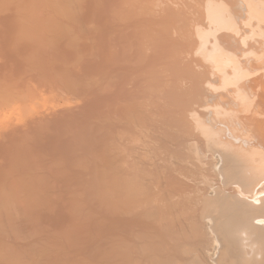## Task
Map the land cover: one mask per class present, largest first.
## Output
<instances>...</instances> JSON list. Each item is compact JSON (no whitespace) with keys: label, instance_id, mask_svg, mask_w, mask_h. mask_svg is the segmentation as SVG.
<instances>
[{"label":"bare ground","instance_id":"bare-ground-1","mask_svg":"<svg viewBox=\"0 0 264 264\" xmlns=\"http://www.w3.org/2000/svg\"><path fill=\"white\" fill-rule=\"evenodd\" d=\"M4 1L5 0H3L1 2L3 3ZM11 1H13V0H11ZM27 1L25 0V2H26L25 3L24 0L23 1L21 0V3L23 2L22 4L24 7L22 6L21 3H19L20 2L19 0H18V2H16V0H15L14 3H16V4L10 2L11 3L10 5L13 4L11 7L15 6V8H16V6L18 5L16 8V10L18 12H15V14L20 12L19 14H16L15 15L16 17H14V18L16 20L21 19L22 22L24 20H27L26 22H23L22 23L23 25L21 26L23 36L25 34H28V32L31 31L32 29H33L32 32L33 31L37 32L35 30V28H33V26L35 27L37 25V23H36L37 21L36 22H32V21H34V19L39 20L38 18L41 19L40 16H42V14L39 15V13H41V12L37 11L35 13L34 11H36V9H38L37 7L41 6L42 2H44L46 0H43V1L41 0L42 2L39 0L41 2L40 5H38L36 2V4H34V6L37 5V7H35L36 9L33 7V5H32V7L30 6L31 8H34L35 10L30 9L29 6H27L28 3L30 5L31 0L28 1V3H27ZM54 1L55 0H53V3H54ZM65 1H66V3H64ZM32 2H34V1H32ZM46 2H44V3H46ZM77 2L81 3L80 1H77ZM77 2L73 3V0H70V1L69 0H62V1L58 2V4H56V1H55V4L58 6L56 8V10L59 9L58 11H60L61 14L63 15L64 12H62V10L65 9V14H66L67 20H68V18H70L74 22H77L76 20L80 19V18L77 17V14H75V16H74L73 11H75V9L77 10L78 6H77V8H74V10L73 9L69 10L72 5H74V4L79 5ZM119 2H120V0H119ZM7 3H8V0L6 3H3V5L6 4V6H7V7L5 6L6 7L5 9L8 8ZM47 3H50V4H48L50 6L52 1H49ZM62 3H63V5L61 6ZM135 3H137L139 6ZM143 3H145V4L147 3L145 5L144 9H142V6H141V5H143ZM149 3L152 5L151 7H149V5H148ZM24 4H26V6ZM59 4H60L61 8H60ZM66 4H68L69 7ZM165 4L171 5V6H169L171 9L170 12L171 13L173 12L172 13L173 19H171V17H168L165 19L169 20L172 27L174 26L173 28H175V31L173 30L174 33L172 31V33L169 35V39H168V40H170V43H168L169 46H167L169 48V50H168L169 56L168 57H170V63H171L170 65H172L170 71H172V72L170 74H167V72L166 73L164 72L165 75L167 74V76L164 75L163 71L160 72L161 63H162L161 62V60H162V45L161 44H163L162 43L163 39H164L163 34H165V33L161 34V32L159 31V30H161V27L159 28L161 23H159V22L161 21L162 17L159 16L157 19L155 14L154 15L152 14L153 17L150 20H147L148 16L146 15L147 11L145 10L147 5L149 7L148 9L155 10L157 8V5L160 7H163V5H165ZM65 5L68 7V9ZM177 5H181V6L187 5V6L194 7V8H195V6H197L198 9H200V10L202 9L201 11H203V9H206V13L203 12L202 14L207 15V17H206L207 21L205 24H207L206 26L212 27V29H207V28L205 29L204 26H202L203 23L201 24V26L203 27V29L209 30V31H207L208 33L202 32L203 30L200 27V25H199V27L201 29L198 27L196 28V26H198V24H200L201 21H205V20H201V17L196 16V15L191 16V17H193V18H191L189 13H187V14L192 19V21H190V23H191L190 26L193 25L192 26L193 29H189L192 27H189L187 25L186 26L188 28L185 25H181L183 22V20L180 19L182 12L181 13L176 12L177 7L175 8V6H177ZM0 6H2V5H0ZM43 6H42V8L45 9V7H43ZM45 6H47V5H45ZM63 6H65V8ZM135 6H136V8H135ZM260 6H261L260 0L259 1L258 0H246L245 2L244 1L240 2L239 9H242L244 7L247 8V13H246V15L245 14L244 15L247 18V24L248 25H250L251 21H253L255 19H256L255 22L260 20L262 22V24H264V16L261 15ZM73 7H76V6H73ZM137 7H139V8H137ZM42 8H41V10H42ZM121 8L122 9H121L119 14L115 13V14H118L117 15L118 17H116L118 19V22H116V24L114 25L115 30L116 29H118V30L123 29V25H125L126 22L142 23V24H144V26H146V28L149 27V29L147 28L148 31H146V29L144 28L146 32H144L143 35L141 36V38L139 39V45H141L143 48H145L144 46L150 47L148 49V51H150L151 54H149V56L147 55L148 57L145 55V57H147V59L144 58V60L140 61L138 63V65L140 66V69H141V67L144 68V66H146L147 64H150L151 68L148 69L147 71H145V73H146L145 75H143V73H144L143 71H142L143 73L141 72L144 79L142 78L143 80L140 82V84L143 85L142 89H140V91L142 93L144 92V94H143L144 97L142 99H139V97H137V95L135 93V95H132L129 99H126L125 102L119 101L121 103H118V104H121L120 110L126 116L125 119L127 120L126 124H127L128 132L127 133L126 132L120 133L118 131L117 133H114V131H115L114 130L113 132L110 131V134H108L109 129H108V132L106 130L107 133L104 131L106 133V135H110V137L108 136V141H106L108 144V147H107L108 150L106 151L107 153L105 152L106 156H105L104 163L101 164V162L98 160L100 162V163L98 162V165L99 164L101 165L100 167L102 168V170H101V168L98 169L99 166L97 165L96 169H98V170H96V173H97V171H99V172L101 171L102 179L99 180L100 182L104 181L105 179L107 181H110V182H107L105 180V183H103V182L101 184L98 183L99 186H97V183L95 185V182H96V178H95L94 185L96 187H99V189L101 186H103L101 188V190L103 189L102 192H105V193L108 192L106 195H104L105 193H101V195H104V196L109 195V196H107V197L102 196L104 198H101V197L97 198L100 200V202L101 201L103 202V200L105 198L106 199L108 198L107 199L108 203L107 202L106 203L104 202L105 204L103 203L105 205V209L103 207L104 205L101 204L100 207L103 210L101 209L102 212L100 210L98 212L99 204L96 205V206H98L96 208L91 206L92 207L91 209H93L92 211L94 212V210H95L97 213V214L94 213L95 215H92L93 213H92V211L90 212V210H89L90 207L88 206V204L85 203L86 208L87 209L89 208V209L84 210L85 208L83 207L84 211H82V210H80L81 207L80 208L78 207V205H81V203L79 204V202H82L81 200L79 201L75 198H74L75 200L72 199L75 202L79 201L78 203L76 202L77 205L73 203L74 206L71 204L72 200H70V204L72 207H75V206L78 207L77 209L76 208H74V209L70 208L71 212L74 210L75 211L79 210L80 212L82 211L81 214L78 211L77 212L74 211V213H76L77 215H79V214L80 215H82V214L90 215L92 213L90 216L86 215L87 216L86 220H85V217H82V220H83L82 223L84 224V227H83L84 229L82 227H78L79 224L73 225V226L78 227L77 229H82L83 231L85 230L84 232L86 233V235L84 234V236L81 240L82 242L79 239L81 244L79 243L80 245H78V246L80 249L78 248V246L77 247L75 246V247L78 248V250H81V252L82 251L84 252V251H86L85 250L86 247L87 248L89 247L90 242H92L96 239L99 240L100 241V249H99L100 255H98L97 257H100V258L98 259V264H188V263L192 264L193 262H194L193 264H214V262L212 260L210 261V259H209V258L212 259L213 256H215L214 258L216 259V260H214V258H213V260L215 261V264H264V217L262 216L264 214V75H262V76L258 75L259 77H256V79H254V81L252 80L253 83L249 87L255 90L256 97H255V99H251L247 95L246 90H244L241 86L242 83L240 82L241 79H239V76L242 74V72L240 71L239 61L233 60L232 66H229V65L227 66V69L230 68L232 73H233V70H235L234 76H236V77H235V79H232L234 81V83L232 81V83H233L232 87L235 88L234 89L235 97L234 96L233 97L237 98V99L231 100V101H230V99L227 100L228 99L227 96L231 94V93L229 94L228 92H230V91H228L225 93V95H227L226 96L227 98H226V100L224 99V105L225 106L229 105L230 107L235 106L236 108L234 110L237 109L238 111L221 112L222 111V109H221L220 115L227 116L230 119L228 122L229 125L226 123L224 125H228V126H230V124L233 125V127L231 126L232 128H230V129L228 128V131H231V134L229 133L227 140L229 141V139H230L231 141H233L234 144L235 143L239 144L244 150L240 149V148L237 149L234 146L229 145V144H227L226 146H223L219 141H217L218 143L216 142V144H215V141H213L212 142L213 146H212L209 144L210 138L207 139V141H208L207 146L208 147H205V145L199 146L201 144L198 143L199 145L197 144L196 147H198V146L199 147L196 148L195 144H194L195 141H199L202 139V135H206V137H208L209 133H210V132H208L209 130L207 131L206 129H200V128H206L200 124V121L203 122L201 119V117L203 115L200 114V116H201L200 120L197 119L198 118L197 116L199 113V111H198L199 109L197 110V107L198 106L200 107L202 105L201 104L202 102H200L201 105L198 102L199 100L201 101V97H200V99L198 98L199 94H200L199 91L201 90V88H204L203 85L205 84L206 80L208 79V78L205 79L206 78L205 76L201 77V75H202L203 71H204V73L205 72L208 73L207 70H209V69H210V72H212L213 70H216V69L220 71L221 67L223 68V66H224L223 61L221 64H219L220 61L218 62L216 60L217 59V57H216L217 53L212 54L213 52H212L211 48L215 47V49H216V46L214 44H216L218 41L215 42L214 44L208 43L209 39H210L209 37L213 36L214 34L216 35L215 32L218 31L217 29L225 28L227 30L237 32V28L234 27L235 26V23L233 21V19H234L233 15L234 14H232V11L236 8L235 0H193L192 5H190L189 0H174V1L173 0H124ZM178 8H180V6H178ZM184 8H187V7H184ZM5 9L2 8L1 13H2V10H4L3 12L6 13ZM27 9H28V11H25ZM12 10H14V9H12ZM31 10L33 11V14L36 16L30 17L32 14L30 13V15H29L28 13ZM151 10H148V11H151ZM160 10H162V9H160ZM164 10H167V9L164 8ZM164 10H163V12H164ZM200 10H198V11H200ZM44 11L42 10V12H44ZM48 11H46V12L48 13ZM51 12L53 14L54 11H51ZM118 12H119V10H118ZM167 12H168V10H167ZM245 12H246V10H245ZM11 13H13V12H11ZM25 13H26V16H24ZM76 13H79V12L76 11ZM194 13L195 12H193V14ZM61 14L60 15L57 14V15L62 17ZM65 14H64V16H65ZM156 14H158V13H156ZM190 14H192V12H190ZM22 15H23L24 20L22 19ZM43 15H44V13H43ZM37 16H39V17L37 18ZM53 16H54V14H53ZM58 16H56V17H58ZM165 16H167V15H165ZM28 17H30V18H28ZM56 17L55 18L53 17L54 18L53 20H55ZM48 18H46V17L44 18V19H47V20H45V23L48 20H49L48 22L51 21ZM58 18H60V17H58ZM58 18H57V20H58ZM202 19H205V18H202ZM65 20H66V18H65ZM186 20H187V18H186ZM21 21H20V24H21ZM41 21H43V20H41ZM78 21H80V20H78ZM18 23H17V26L19 25ZM34 23H36V24H34ZM45 23L41 22V24H45ZM57 23L60 24L59 20L57 21ZM164 23L165 22H163V24ZM32 24H34V25H32ZM187 24H189V23H187ZM258 24H259V22H258ZM46 25L49 28L48 30H50V28L52 29V27H54L57 24H55V25L51 24L49 26V24L47 23ZM46 25H44L45 27L43 25H41V26L39 25L41 29H39V30L37 29V30L39 31L38 34L41 33L40 37H42V34L44 32H49L47 30ZM259 25L257 26V29L254 26L253 33H252V35H250V42L255 43L254 44L255 49L259 50L260 48H262L264 50V47H263L264 44H262V43H264V40L261 43L256 41V39L258 38V34H256V32H259ZM19 26H18V28H19ZM30 26H32V27L30 28ZM60 26H62V25L57 26L58 29H55V27H54L55 30L52 29L51 31L58 32L61 29ZM181 26H185L186 28L183 30L180 28ZM36 28H38V26ZM42 28L43 29L46 28V31L43 30ZM62 28H63V26H62ZM163 28H164V25H163ZM144 29L142 31H144ZM41 30L43 33L41 32ZM64 30H65V27H64ZM152 30H154V31H152ZM180 30L183 31L182 34H187L188 36L187 35L186 36L181 35ZM162 31H164V29H162ZM32 32L29 33L30 36H33V34L35 33V32H33V33ZM60 32L54 33V34L58 35ZM54 34H51V35L56 36ZM176 34L177 35L180 34V36L178 35L175 38L174 36ZM133 35H135V34H133ZM193 35H195V36L197 35V37L199 38V41L202 40V43L198 42L196 44L195 41L193 40ZM181 36H182V38H181ZM28 37H29V35H28ZM33 37L39 38V36H37V35L33 36ZM44 37L47 38L48 40L45 39ZM48 37H50V35ZM48 37L43 36L42 38H43V40L45 39L46 41L53 40L52 37H50V38H48ZM214 38H215V36H214ZM29 39L30 38H28V40H25V41L29 42ZM31 39H32V37H31ZM35 39L38 42H43V40L40 38H39V40H42V41L37 40V38H35ZM35 39H34V42H36ZM212 41H214V39ZM38 42L35 44H38ZM207 43L209 45L212 44L213 47H211V45L209 46V48L211 47L210 50L212 53H210V50H209V54H206V52L208 53V51L203 50V49H205V48H203V46H202L203 49L200 47L201 44H204V47H205L207 45ZM30 44H31V40H30ZM32 44H33V42H32ZM42 44H45V43H40L37 45V47L39 45H42ZM43 46L44 45L40 46V49H43L44 48ZM163 46H164V44H163ZM193 46H196V49H193L194 48ZM207 46H206V48L209 49ZM16 49H17V51H19L18 50L19 48H16ZM136 49H138V48H136ZM215 49L213 50L214 52L218 51ZM192 50H195L196 52H199L201 50L200 52L204 53L203 58L205 56L212 58V60H210V62L208 61L209 58L207 59L205 57L206 59H203L205 62L204 65H207V67L204 66V68H207V70L204 69L203 66H201L202 65V64H200L201 62L197 63V60L200 57H198V59L195 60L194 55L191 56ZM41 51H43V50H41ZM124 53H126V52L123 51V54ZM219 53L220 52H218V54ZM223 53L221 55H224ZM192 54H193V52H192ZM198 56H200V55H198ZM126 57H128V56H124L123 58H126ZM138 59H140V58H138ZM166 59H167V63H168V58H166ZM117 60L113 56V64H112L113 66H115L117 63L124 65L123 61L125 59L123 61H119V60L117 61ZM194 60H195V62H194ZM145 61H147L146 62L147 64L145 63ZM224 62H225V59H224ZM130 63H132V61H130ZM44 67L47 68V65H44ZM208 67H210V68H208ZM167 68L168 67H166V69ZM202 68H203V71H202ZM122 69L123 68H120L119 69L120 72H118L114 76V79H113L114 81L122 79V76L124 74V71H122ZM168 70L169 69H167V70L164 69V71H168ZM44 71L45 72L44 73L42 72V73L46 74L47 71L46 70H44ZM222 71L223 70H221V72ZM218 72H216V73H218ZM225 72H226V69H225ZM241 76L243 77V74ZM62 78H64V76ZM70 78L71 77H69L68 79L70 81H72ZM135 78L133 80H136ZM231 78L232 77H230V79ZM63 80L64 79L59 78L58 83H59V81L61 82ZM65 80L67 81L66 83L70 82L69 80H67V77ZM227 81H229V80H227ZM131 82L133 83V81H131ZM64 83L65 82L63 81V84ZM66 83L64 85L62 84L61 88H60V86H61L60 83H59V85L55 84L53 86L57 85L60 88L59 90H61V89L63 90L64 89L63 86L66 87L69 85L68 87H66V89L69 88L70 90L64 89L69 94L71 92H73V93L76 92L78 87H79L78 91H80V92L78 93V91H77L76 93H74L70 97H73L74 95L75 96L79 95L82 97V95H83L82 93L84 92L83 90H80V88L83 89L82 86L80 87L78 85V87H77V85L75 86V84L73 83V85L71 87V84H72L71 82H70L71 84L68 83V85ZM124 84H126V82H124ZM207 84H210V83L208 82ZM49 85H48L49 88L52 89L49 92H52L56 87L51 86L52 84H49ZM126 85H128V84H126ZM132 85H130V86H132ZM130 86H128V88ZM205 86H207V85L205 84ZM76 87H77V89H76ZM113 87H115V86L113 85ZM134 87H136V86H134ZM49 88L47 90H49ZM231 88H229V89H231ZM205 90H204V92H205ZM132 92H134V91H132ZM137 92H138V90H137ZM80 93L82 95H80ZM114 93H115V90H114ZM208 94H210V93H208ZM3 97L1 95V98H0V107L2 106L1 108H3V105H5V107H6L9 102L12 103V101L10 99L9 100H8V98L6 99L5 96H3ZM34 97L35 96L32 95V98L35 101L33 99L32 100L36 103L37 98L35 99ZM76 97H78V96H76ZM2 98H3V100H1ZM73 98H75V97H73ZM78 98L77 99L75 98V100H78ZM166 98H167V100H166V104H165L164 99H166ZM230 98H231V96H230ZM197 99H198V101H197ZM41 103H42V101L38 100V103H36V105L38 104L36 106L37 109L38 108L42 109L43 106ZM197 103L199 104L198 106H197ZM39 104H41V105H39ZM118 104H116V105H118ZM218 106H220V105H218ZM117 107H119V105ZM36 108H35V110H36ZM214 110H215V108H214ZM115 113H114V115H115ZM215 114L216 113L214 111L213 118L215 117ZM111 115H113V114L111 113ZM114 115H113V117H114ZM124 115H123V117H124ZM208 116H210V115H208ZM210 118H211V116H210ZM210 118L206 117L204 119H209L208 121L213 122ZM215 119L218 120L216 117H215ZM45 120H44V122L47 124V122ZM102 120H103L102 122H104L103 124H106V123L109 124V121H111V119L109 117H105V119L102 118ZM219 121L220 120H218V123H213L212 125L217 124V125L223 127L224 125L219 124ZM44 122L42 121V123H40V124L42 125ZM124 122H125V120H124ZM214 122H215V120H214ZM120 123H122V125L125 127L122 120L117 116L114 118L112 127H117L120 125ZM202 124H204V123H202ZM107 127L108 126H106L105 128H107ZM71 129L73 130V128H71ZM66 130L69 131V129H66ZM234 130L235 131L237 130L239 132V134L236 132H235L236 133L235 134ZM224 131H225V128H224ZM228 131H227V135H228ZM214 132L216 134H218L216 131H214ZM132 133H133V135H132ZM212 134L216 136V134H214L213 132H212ZM71 135H72V133H71ZM76 135H78V134H76ZM217 138H220V137H217ZM224 139H225V137H224ZM214 140H217V139L214 138ZM227 140H226V142H228ZM207 141H205L204 144H206ZM220 141H221V139H220ZM221 142H223V141H221ZM226 142H224V143H226ZM217 144H220L221 147H219ZM240 146H238V147H240ZM101 152L102 151H100V153ZM210 152H214V154H216V159L214 158L215 156H211L209 154ZM211 154H213V153H211ZM99 158L101 159V157H99ZM221 159L225 160L224 165L221 164ZM219 164H221V165H219ZM218 165H219V167H218ZM220 166H224V167L220 168ZM103 169L106 170V173H104V174H103V172H105V171H103ZM108 170L111 172L110 175H108L109 174ZM213 170H218L220 172V174H221L220 179H221V181L224 180V181H222V183L225 182L224 184H226V186L229 183H231V184L234 183L235 185L233 187L231 186V188H229L230 186L229 187L227 186L226 188H228V189H226V188L223 189L224 185L222 184L223 186L221 187V184H219V183H221L220 180L217 181L216 180L217 178H215L218 174V171H217V173H215L216 175L214 173H213L214 175L212 174L214 176V180L216 181V183H214L216 186H214V184H212L214 182V180L212 179L213 177L211 175ZM99 172L97 173L98 176H100ZM105 175H107V176H105ZM108 176H109V178H108ZM105 177H107V178H105ZM100 178L101 177H99L98 179H100ZM98 179H97V181H98ZM102 184H104V185H102ZM95 186H93V187L96 188ZM19 187H24V185L22 184V186L20 185ZM50 187L51 186H49V188ZM209 187H210V189H209ZM49 188H48V192H49ZM45 189H44V191H45L44 193L47 192V190H45ZM25 190H22L23 192H21L20 195L22 193L24 195H25V193H27L30 196V194L33 192V191L29 192V190H33V189H28V190L25 189ZM107 190H109V191H107ZM109 192H110L111 196H110ZM23 194L21 195V197L23 199L20 197V195H18L21 198L18 200H24V198H26V196H27V198L29 197L28 195H26L24 197ZM47 196H46V198H47ZM30 198L31 199H29V200L27 199L24 202L25 203L26 202L36 203V201H37V203L40 202V200L39 199L36 200L35 199L36 197H33L32 194H31ZM46 198H43V199H46ZM71 198H73V197H71ZM94 198L95 197H91V199H93V200H94ZM245 199H247V200L249 199L250 203H248ZM38 200H39V202H38ZM49 200L51 202L50 198H49ZM49 200L48 201H47V199L42 200V198H41V202L42 201L49 202ZM63 200H60L59 203L63 202ZM93 200H91V201L92 202L97 201L96 199L94 201ZM20 202H23V201H20ZM29 203H26L25 205H28ZM47 204H51L50 207L52 208V203H47ZM90 204L95 206L94 203L93 204L90 203ZM44 205H46V204H44ZM57 205H59V204H57ZM63 205L64 204L61 203L62 207H64ZM82 205H84L83 202H82ZM15 207H14V209H17V207L16 208ZM44 207L46 208V206H44ZM36 208H37L36 210L38 211V204L36 205ZM17 210H19V209H17ZM39 210H40V208H39ZM41 210H44V209L41 208ZM46 210H47V208L44 211L46 212ZM63 210H65V209H63ZM20 211L21 210L17 211V214H15V215H18L19 217H21L20 216V214H21L24 217L25 213L24 214L20 213ZM87 211H89L90 213ZM21 212H23V211H21ZM50 212H52V211H50ZM50 212H49V214H50ZM18 213H20V214H18ZM74 213H73V215L75 216L76 214H74ZM77 215H76V217L78 218ZM23 217H21V218H23ZM26 217H27V215L24 218H26ZM253 217H255V219L252 222ZM9 218H7L9 221H11L13 219L16 220V217H14V218L9 217ZM29 219H31V221L34 223L35 219L33 218L34 219V221H33L32 216ZM3 220H5V219H3ZM6 220H5V223L6 222L7 223L6 224L4 223V225L2 226L3 230H4L5 226H7V225H8L7 227H9V225L10 226L14 225V224L10 223L9 221H6ZM13 222L14 223L16 222V224H18V225H16L17 227L18 226L20 227V225H22V224H20L21 223L20 220L18 221V218H17V221L13 220ZM25 222H26V220L24 219V222H22V223H25ZM78 223H80V222H78ZM26 224L27 223H25V225ZM29 224L31 225V222L28 220V225ZM41 224L43 225L42 222H41ZM30 225L28 227H27V225L25 226L28 228L29 233L28 232H20L22 230L21 229V230H19L20 234L18 233V235H17L18 231L16 230L17 229L16 226L13 227L14 230L12 232H14L16 234L12 233L13 234L12 238L14 236L16 238H18L20 235H23V234L25 236L28 235L26 238H29V239H31L30 237L35 236V235L37 237H39L37 235V231H35L36 234L35 233L33 234L31 232L33 231V229L35 230L36 227H37L36 230L38 228H39L38 230H40V227H42V230H43V226L42 225L40 226L39 224H35V225L33 224L34 226L33 225L32 226L34 228H32ZM80 225H81V223H80ZM259 226H261V227H259ZM30 227L32 228V230ZM72 227H71V229L74 230L73 229L74 227L73 228ZM44 228H45V226H44ZM77 229L75 228V230H77ZM23 231H27V229H25ZM41 233H42V231H41ZM43 234H44V232L41 235H43ZM24 235L21 236L22 237V243L25 242L26 245L21 244L19 242L20 244L18 246V241L21 240V237H19V240L15 241L17 244L13 245V246H16V247L18 246L19 248L22 246L20 248V251L22 250V252H25L24 250H27L30 252L31 250H28V248L31 247V249H32V247L34 246L33 248H35L34 249L35 251H33V249H32L31 252H36L37 250H40L39 252L41 253L44 250L43 252L47 253V254L42 253V254H44V256H43L38 251H37V253L39 255L38 254L36 255V253H34V255H33V254H30L31 252L30 253L27 252V254H26L27 257H29V256L34 257V258H32L31 264L36 263V261L33 262V259L34 260H35V258L38 259L39 256L41 258L42 257L44 258L43 261L45 264H47V262L52 263V261H50L51 260V256H50L51 253H50V251H48L49 247L45 246L44 243L42 244V242L37 241L39 239H36V236H35L36 240L33 239L34 237L32 238V241L27 239L28 241H31L33 243L28 242ZM10 238H11V236L9 237V239ZM9 239H7V240H9ZM34 241H36V242L34 243ZM12 242H14V241H12ZM12 242L11 243L9 242V245L12 246ZM15 242H14V244H15ZM37 242H38V245L40 244V247H38ZM27 243L28 244L31 243V246H29ZM32 244H33V246H32ZM34 244L37 245V247ZM74 244L76 245L77 243L74 242ZM23 245H24V248H23ZM42 245H44V246H42ZM26 246L27 247L29 246V247L27 248ZM44 247H46V248L44 249ZM209 247H211V249H209ZM48 253H50V254H48ZM20 254H21V252H20ZM69 254L70 253H67L66 256H64L62 258L66 259V257L69 256ZM23 255H25V254L23 253ZM23 255L21 254V256H23ZM35 255L38 257H35ZM21 256L19 255L18 256L19 258H17V259L19 260L21 258L20 260H22L23 257H21ZM45 256H46V258H45ZM27 257L25 258V256H24L25 259H28ZM83 257L86 258V260L83 259L81 261L84 264L88 263V258L85 256H83ZM83 257H81V258H83ZM47 258L49 259V261H47L48 260ZM17 259L15 261H17ZM25 259L22 261H26ZM42 259L40 261L42 264H44ZM84 260H85V262H84ZM12 261H14V260H12ZM30 261H31V259H30ZM6 262H5V264H9L11 261L10 262L6 261ZM27 262H26V264H28ZM23 263H25V262H23ZM37 263L40 264V262H37ZM17 264H19V261Z\"/></svg>","mask_w":264,"mask_h":264},{"label":"rangeland","instance_id":"rangeland-1","mask_svg":"<svg viewBox=\"0 0 264 264\" xmlns=\"http://www.w3.org/2000/svg\"><path fill=\"white\" fill-rule=\"evenodd\" d=\"M1 1H3V0H0V5H2V6H0V13H1L2 8L5 9L7 7L6 4L3 5V3H6L7 0H5L3 3ZM19 1H20L19 3H21V0H19ZM28 1H30V0H28ZM28 1H27V3H28ZM32 1H34V2H32ZM40 1L39 0L38 1L37 0L36 1L31 0L32 3L30 2V5L28 3L27 6H29L30 9H34L35 7H37V5L34 6V4H36V2H37V4L40 5L43 0L41 2ZM46 1L47 2L52 1L51 5L49 6L48 4H50V3H47ZM46 1H44L46 3L42 2V4L44 3L43 4L44 6L41 4V6L37 7L38 9L35 8L36 11H34V12L36 13L37 11H39V12H41V13H39V15L42 14V16H40L41 19L38 18L39 16H37V18L39 20L34 19V21H32V22L37 21L36 22L37 25L35 27L33 26V28H35V30L37 32L33 31V32H35L33 34V36L37 35V36H39L40 39L43 40V38H42L43 36L48 37L50 35V37H52V39H53L51 41H46L45 39H47V38H45V37H44L45 39L43 40V42L36 41L35 38H37V40H39V38L38 37L34 38L33 36H30V34H29L32 32L33 29L31 31H29L28 34H25L24 36L22 35V30H21V28H22L21 26L23 25L22 23L26 22L27 20L23 19V15H22V19L24 20L23 22L21 21V19L16 20L14 18V17H16L15 16L16 14L20 13L19 12V13L15 14V12H18L16 10L18 5L16 6V8H15V6L11 7L13 4L10 5L11 4L10 2L14 3L15 0H13V1L8 0V3H9V4L7 3L8 8L5 9L6 13L3 12L4 10H2V13L0 14V98L2 95V97L5 96L6 99L8 98V100L10 99L12 101V103L9 102L8 103L9 105L7 104L6 107H5V105H3V108H1L2 106L0 107L1 108L0 109V264H5L6 261H9V262L11 261L9 264H15V263L17 264L18 261H19V264H26L27 261H28L27 262L28 264H31L32 258H34V257L29 256V255H28L29 257H27L26 254L29 251L24 250L26 253L22 252V250L20 251V248L22 246L20 248L18 247L20 243L26 245L25 242L22 243V237L21 236H23L24 234L19 236V237H21V240H19V237L16 238L15 236L14 237L16 239L14 237L12 238V235H13L12 233H14V232H12L14 230L13 227L18 225V224H16V222L14 223L13 220L17 221V218H18V221L20 220V222H21L20 224H22V225H20V227L24 226L23 228L16 226V228H17L16 230L18 231L17 235L19 233V230H21V229L22 230L20 232H28L27 227L30 225V224L28 225V220L31 222L30 226L32 228H34L33 226L35 224H39L41 226L42 225L41 222L43 223V225H42L43 230H42V227L39 226L40 230H38L39 228L36 230V228H37L36 227L35 230L33 229V231L31 233L34 234L35 231H37V235L40 238L42 237L40 239L39 237H37L35 235L36 239H39L37 241L42 242V244L44 243L45 246L49 247L48 251H50L51 254L50 253H48V254H50V256H51L50 261H52V263L47 262V264L48 263L49 264H82L83 262L81 260H83V259L86 260V258H84L83 256L88 258V263H85V264H98V259L100 257H97V256L100 255V253H99L100 241L96 239V240L90 242L89 247L88 248L86 247V249H85L86 251H84V252L82 251L83 252L82 253L81 250H78V248H79L78 245L81 244L80 241L82 240L84 234L86 235V233L84 232L85 230L83 231L82 229H77V228L78 227H82V228L84 227V224L82 223L83 222L82 217H85V220H86L87 216H90L92 213H93L92 215L97 214L95 210H94V212L92 211L93 210V209H91L92 207L96 208V207H98L96 205L99 204V209L97 208L98 212H99V210L102 212L103 209L100 206H101V204L104 205L107 202L108 198L107 199L105 198L103 200V202L102 201L100 202V200L97 199L98 197L104 198V197H107L109 195L104 196L108 192L107 193L102 192L103 189L101 190V188L103 186L100 185L101 186L100 189H99V187L95 186L96 183H97V186H99V184H101L102 182L105 183V180H106L105 179L104 181L100 182L99 180L102 179V174H101V171L100 172L97 171V173L98 172L100 173V176H98L96 173V170L101 168L100 167L101 165L100 164L98 165V162L100 161L101 164L104 163L105 156H106L105 152L108 150L107 149L108 144L106 142V141H108V136L110 137V135H106V133L108 132V129H109L108 134H110V131L113 132L114 130H115L114 133H117L118 131L120 133H122V132L127 133L128 132L127 124H126L127 120L125 119L126 116L120 110L121 104H118V103H121L123 101L125 102L126 99H129L132 95H135V93H136L137 97H139V99H142L144 97L143 96L144 92L142 93L140 91V89H142V86H143L140 84V82L144 79V77L142 76V73L144 72L143 75H145L146 74L145 71L150 69L151 66H150V64L146 63L147 61H145V63L147 65L144 66V68L141 67V69H140V66L138 65V63L140 61H143L144 58L147 59V57L151 53H150V51H148V49L150 47L144 46L145 48H143L141 45H139V39L141 38V36L143 35L144 32L148 31L149 27H147L148 28L147 29L146 26H144V24H142V23L126 22V24L123 25V29H121V30L116 29L115 30L114 25L116 24V22H118V19L116 17H118L117 15L120 13V11L122 9L121 7H122L124 0H120V2H119V0H77V1H80L81 3H78L76 0H73V3L77 2L79 5L74 4L71 6L68 3L71 6V8L69 10H71V9L74 10V8H77V6H78L77 10L75 9V11H73L74 16H75V14H77V17L80 18V19L76 20L77 22H74L70 18H68V20H67V17L65 14V9L62 8L63 9L62 12H64L63 15L61 14L60 11H58L59 9L56 10V8L58 7L56 4H58V2H60L62 0H59V1L55 0L56 4H55V1L53 3V0H49V1L46 0ZM192 1L193 0H189L190 5H192ZM241 1L245 2L246 0H235L236 8L232 11V14H234L233 15V18H234L233 21L235 23L234 27L237 28V32L236 31L233 32V31L227 30L225 28L217 29L218 31L215 32L216 35L214 34L213 36L209 37L210 38L209 42L207 41L208 43H212V44H214L217 41L219 42V43L218 42L216 43L218 46L216 44H214L216 46V49H215V47L212 46V44H210L211 47H213V48L210 47L212 49L213 53L211 52V50L209 48L210 45L208 43H207L208 46L207 45L206 46L209 49H207L206 46L204 47V44L200 45L201 48H202V46H203V48H205V49L202 48L203 50L208 51V53L206 52V54H209V50H210V53H212V54L217 53L216 54V57H217L216 60L218 62L220 61L219 64H221L223 61V63H224L223 68L221 67L220 71L216 69V70H213L212 72H210V69L207 70V68H204V66L207 67V65H204L205 62L203 59L209 58L208 61L210 62V60H212V58H210L208 56H205L206 58L205 57L203 58L204 53L200 52L202 49L199 52H196L195 50L191 51V56L194 55L195 60L198 59V57H200V58L202 57L201 59L199 58L200 60L199 59L197 60V63L201 62L200 63V64H202L201 66H203V68L208 71V73H206V72L204 73L203 68H202L203 73H202L201 77L205 76L206 77L205 79H207V78L208 79L205 82V84L207 86H205V84H204L203 85L204 88H201V90L199 91L200 94L202 93L201 95L199 94V97H198L199 99L201 97V101L200 100L198 101V99H197V101L199 102V104H200V102H202L201 103L202 105L200 104L201 106L199 107L198 106L199 104L197 103V106H198L197 110L199 109L197 119L200 120V117H201L200 114L203 115L201 117L203 122L200 121V124L206 128H200V129H206L207 131L209 130L208 132H210V133H209L208 137H206V135H202V139H201L202 141L201 140L195 141L196 142V143L194 142L195 147L197 146L198 143L201 144V145L198 144L199 146L205 145V147H208L207 146V144H208L207 139L210 138L209 139L210 145H212L213 141H215V144L217 141H219L223 146H226L227 144H229V145L234 146L237 149H239V148L243 149L239 144H236V143L234 144L233 141H231L230 139H229V141L227 140L229 133L231 134V131H228V128L229 129L232 128L233 125L230 124V126H228L229 125L228 122L230 119L227 116L220 115L221 112L238 111L237 109L234 110L236 108L235 106L230 107L229 105L228 106L224 105V99L226 100L227 97H228L227 100L230 99V101L237 99V98H234L235 97V91H234L235 88L232 87L233 83H234V81L232 79H235V77H236V76H234L235 70H233V73H232L230 68L227 69V66L228 65L232 66L233 60L239 61L240 71L243 74V77L241 76L242 74L239 76V79H241L240 82L242 83L241 86L244 90H246L247 95L251 99H255L256 92L254 89L250 88L249 86L253 83L252 80L254 81V79H256V77L264 75V50L262 48H260L259 50L255 49V47H254L255 43L250 42V35H252V33H253L254 26L257 29V26L260 24L259 25V32H256V34H258V38L256 39V41H258L260 43L263 42V40H264V24H262V22L260 20L255 22L256 21V19H255V20L251 21L252 25L251 24L248 25L247 24V18L245 16L247 13V8L244 7L245 8L244 9V8H242L243 7L242 6L241 7L242 9H239ZM16 2H18V0H16ZM24 2H25V0H24ZM260 2H261L260 12H261V15L264 16V0H260ZM64 3H66V1ZM14 4H16V3H14ZM68 4H66V5L68 6ZM135 4H137V3H135ZM146 4L143 3V5H141L142 9L145 8ZM24 5L26 6V4H24ZM32 5L34 8H31ZM45 5H47V6H45ZM62 5H63V3L61 4V6ZM148 5H149V7L152 6L150 3ZM148 5L146 6V9H145L147 11L146 15L148 16L147 20H150L153 17L152 14L153 15L155 14L157 19L159 16L162 17L161 21L159 22V23H161L159 26V28L161 27V30H159V31L161 32V34L165 33L166 35L163 34L164 39H163L162 43L164 44V46H163V44H161L162 45V60H161V62L163 64L161 63L160 72L163 71V73L167 72V74H170L172 72V71H170L172 65H170L171 64L170 63V57H168L169 56L168 55L169 54V51H168L169 48L167 46H169L168 43H170V40H168L169 35L172 33L173 30L175 31V28H173L174 26L172 27V25L170 24V21L166 20L165 18L171 17V19H173V15H172L173 12L172 13L170 12L171 9L169 7L171 5L165 4V5H163V7H160L157 5L158 9L156 8L155 10L148 9L149 8ZM22 6H23V4H22ZM42 6L45 7V9L42 8ZM59 6H60V4H59ZM61 6H60V8H61ZM65 6H63V7L65 8ZM73 6H76V7H73ZM178 6H180V8H178ZM40 7L42 8L43 11L44 10L45 11L42 12ZM68 7H67V9H68ZM182 7L183 8L187 7V8H184L185 9L184 10ZM189 7L190 6H187V5L186 6H184V5L183 6H181V5L175 6V8L177 10L176 12H178V13L182 12L180 19H182L183 22L181 25H185V26L187 25L189 27H192L193 25L190 26V24H191L190 21H192L191 18H193L191 16L196 15V16H200L201 20H205V21H201L200 24H198V26H196V28L201 27L203 30V31L202 30L201 31L204 33L209 31V30H205L206 28L212 29V27L206 26L207 24H205L207 21V19H206L207 15L202 14L203 12L206 13V9H203V11H201L202 9L201 10L198 9L197 6H195V8L194 7L189 8ZM135 8H136V6H135ZM137 8H139V7H137ZM164 8L167 9L168 12H167V10H164ZM12 9H14V10H12ZM28 9L25 11H28ZM160 9H162V10H160ZM118 10H119V12H118ZM148 10H151V11H148ZM163 10H164V12H163ZM198 10H200V11H198ZM245 10H246V12H245ZM46 11H48V13ZM51 11H54L53 12L54 16H53ZM76 11L79 13H76ZM11 12H13V13H11ZM155 12L158 14H156ZM190 12H192V14H190ZM193 12H195V13L193 14ZM26 13L24 16H26ZM30 13L32 14L30 17L36 16L33 14L32 10L28 14L30 15ZM43 13H44V15H43ZM115 13H118V14H115ZM187 13H189L191 18L189 17V15ZM57 14L58 15L61 14L63 18L61 16H58ZM64 14H65V16H64ZM165 15H167V16H165ZM44 16L46 18L49 17L48 19H50L52 22L51 21L48 22L49 21L48 20L45 23V20H47V19H44L45 18ZM56 16H58L60 18H58ZM30 17H28V18H30ZM53 17L54 18L56 17V19H55L56 21L53 20L54 19ZM64 17L66 18V20ZM57 18H58L60 24L57 23V21H58ZM186 18H187V20H186ZM202 18H205V19H202ZM41 20H43V21H41ZM78 20H80V21H78ZM20 21H21V24H20ZM41 22H44L45 24H41ZM163 22H165V23L163 24ZM186 22L189 24H187ZM258 22H259V24H258ZM17 23L20 25V26L18 25L19 28L17 26ZM36 23H34V24H36ZM47 23L49 24V26L51 24L52 25L57 24L54 26L55 29H58L57 26L62 25L63 28H62V26H60L61 29L59 28L60 30L59 31L57 30L58 32H60L63 29L61 31L62 33L60 32L58 35L54 34V33H58V32L51 31L52 29H54V27H52V26H51L52 29L50 28V30H48L49 28L46 25ZM202 23H203L202 26H204L205 29H203V27L201 26ZM34 24H32V25H34ZM39 25L40 26L46 25L47 30L49 31V32L43 33L41 30V32L43 33L42 37H40L41 33L38 34V32H39L38 30L41 29ZM163 25H164V28H163ZM199 25H200V27H199ZM37 26H38V28H36ZM185 26H181L180 28L184 30L187 27V26L186 27ZM31 27L32 26H30V28ZM64 27H65V30H64ZM142 28L143 29L145 28L146 31H145V29H144V31H142L143 30ZM162 29H164V31H162ZM189 29H193V27L189 28ZM43 30L46 31V28ZM152 31H154V30H152ZM174 31H173V33H174ZM180 33H181V35H185V36L187 35V34H182L183 33L182 30H180ZM51 34H54L56 36H53ZM133 34H135L136 36ZM28 35H29V37H28ZM178 35L180 36V34H178ZM178 35L176 34L174 37L176 38ZM194 36L195 35H193V40L195 41L196 44L198 42L202 43V40L199 41V38L197 37V35L195 37ZM214 36H215V38H214ZM24 37L25 38L27 37V38L25 39ZM31 37H32V39H31ZM50 37H48V38H50ZM23 38L25 40H28V38H30L29 42H26ZM33 38L35 39L36 42H34ZM181 38H182V36H181ZM213 39H214V41H212ZM30 40H31V44H30ZM42 40H39V41H42ZM32 42H33V44H32ZM37 42H38V44L45 43V44H42V45H44L43 46L44 48L40 49V46H42V45H39L37 47L38 44H35ZM262 44H264V43H262ZM193 47H194L193 49H196V46H193ZM263 47H264V45H263ZM16 48H19L18 49L19 51H17ZM136 48H138V49H136ZM214 49L218 50V51L214 52L213 51ZM41 50H43V51H41ZM123 51L126 52V53H124L125 55L123 54ZM192 52H193V54H192ZM218 52H220V53L218 54ZM222 53L224 55H221ZM145 55L146 56L148 55V56L145 57ZM198 55H200V56H198ZM113 56H114V58H116V60L118 59L119 61H123L125 59L123 61L124 65L117 63L119 66L117 64L115 66H113L112 65L113 64ZM124 56H128L129 58L128 57L123 58ZM138 58H140V59H138ZM166 58H168V63H167ZM224 59H225V62H224ZM195 60H194V62H195ZM130 61H132V63H130ZM44 65H47V68L44 67ZM166 67H168L167 69H169L168 70L169 72L164 71V69L167 70ZM120 68H123L122 71H124V74H123L122 79H121L122 81L121 80L114 81L113 80L114 76L118 72H120V70H119ZM208 68H210V67H208ZM225 69H226V72H225ZM44 70L47 71L46 74H43L45 72ZM221 70H223V71L221 72ZM216 72H218V73H216ZM165 73H164V75H165ZM167 74L165 76H167ZM63 76H64V78H62ZM66 77H67V80H69L68 78L71 77L70 79L72 81H70V80L69 81L72 84L70 82H68L71 84V87H72L73 83L75 84V86L77 85V87H78V85L80 87L82 86L83 89L80 88V90L84 91L82 93L83 95L80 93V95H82V97L79 95H76L79 98L76 97L75 95L73 96L76 99L78 98V100H75V98L70 97V96H72L74 93H76L78 91L79 87H78V89L76 87L77 91L75 90L76 92H74V93L71 92L69 94L68 92H66L67 89L70 90L69 88L66 89V87L69 86L68 83H66L67 82L65 80ZM230 77H232V78L230 79ZM59 78L64 79L63 81L68 85L66 87L63 86L64 89H66V90L63 89L64 91L62 89L59 90L62 87L63 81H61L62 83L59 81V83L61 85L60 88L57 85L53 86L55 84L59 85V83H58ZM134 78L136 80H133ZM227 80H229V81H227ZM131 81H133L134 84ZM232 81H233V83H232ZM124 82H126V84H128V85L124 84ZM208 82L210 84H207ZM49 84H52L51 86L56 87L55 89L52 87L54 89L52 92H49L52 90L49 88V86H50ZM113 85L115 87H113ZM130 85H132V86H130ZM128 86H130V87L128 88ZM134 86H136V87H134ZM208 86L209 87L211 86V87L209 88ZM47 87L49 88V90H47L48 89ZM229 88H231V89H229ZM130 89L134 92H132ZM114 90H115V93H114ZM137 90H138V92H137ZM204 90H205V92H204ZM228 91H230V92H228ZM79 92L80 91H78V93ZM207 92L210 94H208ZM226 92H228L229 94L231 93V94L227 96V95H225ZM31 94L33 96H35L34 97L35 99L37 98L36 103H38V100L42 101L41 104L44 108L43 107H42V109L38 108L39 110L36 108V106L38 104L36 105V103L34 102L35 100L32 98ZM230 96H231V98H230ZM3 98L1 100H3ZM164 100H165V104H166L167 98ZM119 101H121V102H119ZM41 104H39V105H41ZM116 104H118L120 108L117 107L118 105H116ZM218 105H220V106H218ZM35 108H36V110H35ZM214 108H215V110H214ZM221 109H222V111H221ZM213 110L216 113L215 117L218 120H220L219 124L224 125L226 123L228 125H224L225 127L224 126L221 127L217 124L212 125L213 123H218V120H216L215 117L213 118V116H214ZM111 113L113 115L115 113L114 117H113V115H111ZM123 115H124V117H123ZM208 115H210L211 118ZM117 116L122 120L125 127L122 125V123H120V125L117 127H112L114 118ZM101 117L104 119H105V117H109L111 119V121H109V124L106 123L107 125L103 124L104 122H102L103 120ZM206 117L210 118L213 122L208 121L209 119H204ZM43 119L44 120L46 119L45 121L47 122V124L44 122ZM124 120H125V122H124ZM214 120H215V122H214ZM42 121L44 123L41 125L40 123H42ZM202 123H204V124H202ZM106 126H108V127L105 128ZM71 128H73V130ZM224 128H225V131H224ZM66 129H69V131ZM212 129L214 131H216L218 134H216ZM106 130H107V132H106ZM227 131H228V135H227ZM212 132L214 134H216V136L213 135ZM235 132L239 134V132L237 130L236 131L234 130V133ZM71 133H72V135H71ZM76 134H78V135H76ZM132 135H133V133H132ZM217 137H220V138H217ZM224 137H225V139H224ZM214 138L217 140H214ZM220 139L223 142H221ZM226 140L228 142H226ZM205 141H207L206 144H204ZM224 142H226V143H224ZM217 145L219 147H221L220 144H217ZM238 146H240V147H238ZM198 147H196V148H198ZM100 151H102V152L100 153ZM211 153H213V154H211ZM209 154L211 156H215L214 158L216 159V154H214V152H210ZM99 157H101V159ZM221 164L224 165L225 160L221 159ZM221 164H219V165H221ZM97 165L99 166L98 169H96ZM219 165H218V167H219ZM221 167L223 168L224 166H220V168ZM101 170H102V168H101ZM103 171H105V172H103V174L106 173V170L103 169ZM217 171L218 170H213L211 175L213 173L214 174L217 173ZM110 173L111 172L109 171V174L108 173L107 174L110 175ZM218 174L215 178H217L216 179L217 181L220 180L221 183H219V182L218 183L221 184V187L224 185L223 189H225L227 186L228 187L230 186L229 188H231V186L233 187L235 185L234 183H232V184L229 183L226 186V184H224L225 182L222 183V181H224V180L221 181V179H220L221 174L219 171H218ZM213 175H212L213 178L212 177L211 178L214 180ZM105 176H107V175H105ZM97 177L98 178L101 177V178L98 179ZM95 178H96V182H95ZM105 178H107V177H105ZM108 178H109V176H108ZM97 179H98V181H97ZM94 182H95V185H94ZM107 182H110V181H107ZM214 183H216L215 180L212 184H214ZM22 184L24 185V187H19L20 185L22 186ZM48 185L51 187L49 188ZM102 185H104V184H102ZM93 186H95L96 188H94ZM214 186H216V185L214 184ZM48 188H49L50 193L48 192ZM25 189H27V190L33 189V190H29V192L33 191L31 193L32 196L36 197L35 198L36 200L37 199L40 200V202L38 200L39 203H37V201H36V203L38 204V211L36 210L37 209L36 203L31 202L32 203L31 204L29 202H26L29 204L25 205L26 203L24 201L27 199L28 200L31 199L30 198L31 194L29 196V194H27V193H25V195L22 193L24 195V197L26 195H28L29 197L27 198V196H26L27 199L24 198V200H18V199L22 198L21 197L22 194L20 195V193L23 192L22 190H25ZM44 189L47 190L46 193H44L45 192ZM209 189H210V187H209ZM226 189H228V188H226ZM107 191H109V190H107ZM101 193H105V194L101 195ZM109 194H110V192H109ZM18 195H20L21 198ZM46 196H47V198H46ZM102 196H104V197H102ZM110 196H111V194H110ZM71 197H73V198H71ZM91 197H95L94 200L96 199L97 201H94L93 199H91ZM41 198H42V200L47 199V201L50 198L51 202H50V200H49V202H47V201L41 202ZM43 198H46V199H43ZM74 198L79 200V201L81 200L84 203V205H82V202L76 201L77 203L79 202V204L81 203V205H78L79 208L81 207L80 210H82V211L88 210L89 208L88 209L86 208V204H88V206L90 207L89 210H90V212L92 211V213L90 215L86 214L87 215L86 216L85 214L80 215L82 213V211L80 212L79 210H77L78 212H80L79 215L74 213L75 210L71 212L70 208L71 209H74V208L77 209L78 208L77 206H75V207L71 206V204L73 205V203L77 205V203L74 201L75 200ZM72 199H74V200H72ZM60 200H63V202L59 203ZM70 200H72L71 204H70ZM91 200H93L94 202H92ZM245 200L248 203H250L249 199L248 200L245 199ZM20 201H23V202H20ZM47 203H52V208L50 207L51 204H47ZM61 203L64 204L63 205L64 207L61 206ZM90 203H92V204L94 203L95 206L91 205ZM44 204H46V205H44ZM57 204H59V205H57ZM15 206L17 207V209L23 211V212L20 211V213H23V214L25 213V216L27 215L28 218L27 217L24 218L25 216L23 217V215H21L20 213H18V214H20V216L23 218L19 217L18 215H15V214H17V211H19L17 209H14ZM44 206H46V208H47L46 212L44 211L46 209ZM83 207L85 208L84 210H83ZM103 207L105 209V205ZM39 208H40V210H39ZM41 208L44 210H41ZM63 209H65L66 211ZM50 211H52L53 213ZM77 211H75V212H77ZM49 212H50V214H49ZM87 212H89V211H87ZM73 213L76 214L79 219L76 217V215L74 216ZM31 216H32V219L33 218L35 219V221L33 219L34 223L31 221V219H29ZM262 216L264 217V214ZM9 217H13V218L16 217V220L13 219V220H11L12 221L11 222L7 219ZM3 219H5V220L7 219L6 221H9L10 223H12L14 225L11 224L12 226L9 225V227H7L8 226L7 225V226H5V228L3 230L2 226L5 223V220H3ZM24 219L26 220L25 223H27L26 224L27 227H25L26 226L25 223H22V222H24ZM254 219H255V217H253L252 222L254 221ZM78 222H80L81 225ZM74 224L75 225L79 224V225H78V227H76V226H73ZM44 226H45V228H44ZM71 227L74 230H72ZM259 227H261V226H259ZM32 228H31V230H32ZM75 228L77 230H75ZM25 229H27V231H23ZM41 231H42V233L44 232L43 235H41L42 234ZM14 234H16V233H14ZM10 236H11V238L9 239ZM27 236H25V238ZM35 236L30 237L31 239L26 238V240L28 239V240L32 241V238L34 237L33 239H35ZM7 239H9V240H7ZM79 239H80V241H79ZM11 240L14 242L19 240L18 246L17 247L13 246V245H16L17 243L15 242V244H14V242H12ZM8 241L10 243L12 242V246L9 245ZM31 241H28V242H31ZM35 242L36 241H34V243ZM74 242L77 244L75 245ZM31 243H33V242H31ZM31 243L30 244L27 243V244L29 246H31ZM24 245H23V248H24ZM37 245H38V242H37ZM37 245H35V246L37 247ZM44 245H42V246H44ZM32 246H33V244H32ZM75 246L76 247L78 246V248H76ZM33 247H32V249H33V251H35L34 250L35 248H33ZM38 247H40V244L38 245ZM45 248L46 247H44V249ZM32 249H31V247L28 248V250H31V251H32ZM209 249H211V247H209ZM19 251L21 252L22 255H23V253L25 255L21 256ZM37 251L39 252L40 250H37ZM37 251L31 252V253L29 252V253L33 254V255H34V253H36V255H37L38 254ZM43 251L41 253L40 252L39 253L42 254V253H44ZM67 253H70L71 255L69 254V256H67L68 258L66 257V259L62 258L64 256H66ZM44 254H47V253H44ZM44 254H42V255L44 256ZM19 255L21 257H23L22 260H24L26 257L29 260L25 259L26 261H22V260H20L21 258L18 260L17 258H19L18 257ZM36 255H35V257H38ZM24 256H25V258H24ZM81 257H83V258H81ZM214 257L215 256H213V258ZM42 258L39 256L38 257L39 260L37 258H35V260L33 259V262L36 261V263H33V264H39L37 262H40V264H42L40 261ZM45 258H46V256H45ZM213 258L212 259L209 258V259H210V261L212 260L215 264L214 260H216V259L214 258V260H213ZM16 259H17V261H15ZM30 259H31V261H30ZM49 259L47 261H49ZM12 260H14V261H12ZM43 260H44V258L42 259V261ZM85 260H84V262H85ZM23 262H25V263H23ZM43 263H44V261H43ZM188 264H190V263H188Z\"/></svg>","mask_w":264,"mask_h":264}]
</instances>
